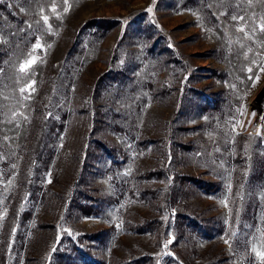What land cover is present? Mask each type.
Returning a JSON list of instances; mask_svg holds the SVG:
<instances>
[{"label":"rangeland","instance_id":"1","mask_svg":"<svg viewBox=\"0 0 264 264\" xmlns=\"http://www.w3.org/2000/svg\"><path fill=\"white\" fill-rule=\"evenodd\" d=\"M0 2L21 18L11 20L0 8V264H52L55 245L71 241L70 264H116L143 252L152 255L148 264H264L257 255L264 252V0H208L218 18L213 25L203 0ZM138 15L163 35L177 64L168 54H148V34L123 39ZM94 16L121 23L101 41L87 40L66 63L78 25ZM109 71L114 79L96 94L97 79ZM182 105L187 113L176 117ZM46 116L57 119L53 154L35 163L33 143ZM93 127L111 152L85 167L82 152ZM238 139L249 165L233 225ZM160 166L220 184L219 193L195 189L175 199L174 210L198 218L199 231L174 219L170 225L163 194L140 201L129 193L136 167ZM30 171L42 192L32 200L22 182ZM135 182L147 183L139 173ZM165 182L148 185L164 193ZM78 186L91 196L89 204L97 200L98 216L65 211ZM20 203L32 212L22 232L10 213ZM152 217L166 222L137 228Z\"/></svg>","mask_w":264,"mask_h":264},{"label":"trees","instance_id":"2","mask_svg":"<svg viewBox=\"0 0 264 264\" xmlns=\"http://www.w3.org/2000/svg\"><path fill=\"white\" fill-rule=\"evenodd\" d=\"M204 4H202L203 12L206 13V19L210 25L216 23L218 20L215 13H213L210 8L208 0H203ZM7 3V2H6ZM5 2H0V8L3 9L4 13L8 15L11 20H21L18 18L17 14L14 11H11L8 8V4ZM23 20V18H22ZM121 20L115 17H91L81 24L78 25L75 34L73 36V40L71 42L70 48L66 53L64 58L66 63L72 61L78 54H82L84 50L85 42L89 39H95L101 41L107 35H109L119 24ZM155 27L150 24V22L145 19V16L138 15L131 21H128L126 30L123 35V39L130 37L132 32L139 34H148L149 48L147 52L149 55L153 56L156 54H168V58L166 59L169 63L177 64L178 57L177 54L169 53L170 47L169 44L165 42L163 35H159L158 33H154ZM118 48H114L113 54H117ZM117 52V53H116ZM115 74L112 71H109L103 75H101L96 81V94L100 93L103 88L107 84L110 83L112 79H114ZM191 88H189L190 90ZM187 100H190L187 97ZM184 105V104H183ZM180 106L178 108L175 116H181L182 114L187 113V108L184 106ZM57 129V119L53 116H46L42 118L38 125V130L36 132V140L33 143V159L41 160V161H50V158L53 154L51 151V147L49 146L50 140L54 138L55 130ZM96 129L93 127L91 132L88 133L87 143L84 146L82 152L81 165L85 166L90 163L89 159H96L99 153L105 152L109 154L111 149H109L110 145L104 139L97 136ZM240 134H238L239 137ZM238 139L234 143V151H233V185L231 186V194H230V202H231V223L234 225L236 222V217L238 214V204L241 203L244 193V186L241 184L242 175L247 164L249 165L247 159V152L243 151L241 148V144ZM31 160V162L33 161ZM35 165L32 170H34ZM167 167V166H166ZM168 168V167H167ZM165 168V166L154 167L148 170H142L140 167H136V173L131 177L127 189H129V193L133 197H137V200H154V198L158 199L160 194L164 195L162 202V210L165 215L169 217V221L174 224L173 219L177 224L186 225L187 228L199 231L198 226L200 222L197 221L193 214L184 212L183 210H174L177 203H175V199H180L182 197L189 196L193 193L195 189L200 190L204 193L208 194H216L221 192L223 189L220 184L210 180L201 178L199 176H195L192 173H182V172H174L171 168ZM171 170V171H170ZM35 171V170H34ZM139 173L143 181H146L145 184H137L135 182L136 174ZM35 172L30 171L29 174H25L23 181L25 183V193L27 197L31 200L33 197H37L42 195V192L38 189L37 181L34 179ZM166 178V182L164 183V193H161V189L157 186L148 185V182L153 180H162ZM146 185V186H145ZM159 195V196H158ZM90 195L87 194L86 190L82 187H75L71 194L65 200V211H79L80 213L87 216H98L99 212L96 209V205H98L97 200L96 203L87 202V199H90ZM20 206H13L10 208V213H13L12 216L16 217L17 220H20L18 224V231L22 232L27 227V222L32 217V212L28 209H23L22 204ZM180 215L181 216L180 218ZM234 219L232 220V218ZM181 219V221L179 220ZM166 222V220L161 217H152L144 220L141 224H138L137 228L152 230L160 223ZM175 225V224H174ZM232 225V226H233ZM173 226V225H172ZM220 232L223 231V228H218ZM56 247L51 250L50 253V261L52 264H70L71 259L76 252L75 242L71 241L66 247L57 244ZM152 255L147 252H143L142 254H133L129 258H123L120 262L116 264H148L152 262ZM90 264H94L90 261ZM114 264V263H113Z\"/></svg>","mask_w":264,"mask_h":264},{"label":"snow or ice","instance_id":"3","mask_svg":"<svg viewBox=\"0 0 264 264\" xmlns=\"http://www.w3.org/2000/svg\"><path fill=\"white\" fill-rule=\"evenodd\" d=\"M149 11H151V9H149ZM43 19L45 20V22H47L48 17L45 16ZM233 19H235V17H233ZM262 30H264V26H262ZM37 47H39V45H37ZM32 62L33 61H28L27 64L30 65ZM22 70H23V67H22ZM249 71H251V69ZM257 79H258V77H257ZM252 115L255 116L256 113L253 112ZM168 243L170 244V243H172V241L169 240ZM225 243H227V241H225ZM165 247H167V244H165ZM257 255L261 257L262 261H264V252H259V253H257Z\"/></svg>","mask_w":264,"mask_h":264}]
</instances>
